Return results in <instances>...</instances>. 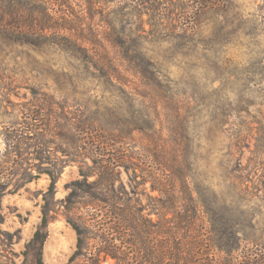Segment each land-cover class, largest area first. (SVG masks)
<instances>
[{"label":"rangeland","instance_id":"obj_1","mask_svg":"<svg viewBox=\"0 0 264 264\" xmlns=\"http://www.w3.org/2000/svg\"><path fill=\"white\" fill-rule=\"evenodd\" d=\"M35 1L27 6L75 30L81 52L0 35V264H34L26 245L43 206L42 262L67 263L76 234L65 200L80 185L93 189L102 172L87 153H105L119 176L114 189L123 185L140 217L166 222L183 241L194 228L198 258L205 249L221 257L219 242L230 243L232 230L259 243L264 0H205L202 8L191 0ZM129 49L158 67L160 86L143 85L123 59ZM173 161L176 174L165 173Z\"/></svg>","mask_w":264,"mask_h":264},{"label":"trees","instance_id":"obj_2","mask_svg":"<svg viewBox=\"0 0 264 264\" xmlns=\"http://www.w3.org/2000/svg\"><path fill=\"white\" fill-rule=\"evenodd\" d=\"M30 1L33 5L37 3L35 0ZM191 1L192 8H202L207 4L205 0ZM25 11L27 15L24 14ZM48 12L43 6L42 9L37 6L30 9L27 0H0V35L9 40L29 38L35 45L51 40L58 44L64 42L72 51L81 52V48L77 47L78 41L71 39V31L75 30L66 23H59ZM22 30L27 33L22 35ZM123 59L142 77L144 86L154 88L161 85L158 67L154 66L146 54L140 50L130 51L129 57L126 55ZM128 70L131 71L129 66ZM37 116L38 114L34 117ZM86 156L102 172L93 189L78 184L80 186L77 191L69 194L65 200L64 216L76 234L75 250L66 264H102L107 260H112L115 264H264V237L259 243H254L255 241L242 236L241 230L228 232L230 243L219 242L217 249L221 257L210 258L205 249L202 251V258H198L195 248L199 244L192 241L196 237L194 228L191 227L192 232L187 228V232H184L187 239L183 241L182 237L165 226L166 222L161 220L155 224L143 219L139 215V209L133 212L134 204L131 200L122 198L123 192L125 194L123 185L114 189V181L119 176L115 175V171H108L109 162L104 159L105 153H87ZM112 160L113 165L118 164L115 158ZM116 166L120 167L119 164ZM176 168L178 169L176 161L166 162L163 170L167 174H176ZM81 173L83 174L82 171ZM170 181L171 177L165 176L163 185L171 188L172 185L167 184ZM54 182L55 180L51 181L50 191ZM84 209L94 210L95 214L83 215L80 211ZM46 211V206H43L40 224L26 245L34 264H43L42 249L47 239L49 222ZM102 219L105 224L100 223ZM186 223L189 224L187 221ZM198 259L202 261L198 262Z\"/></svg>","mask_w":264,"mask_h":264}]
</instances>
